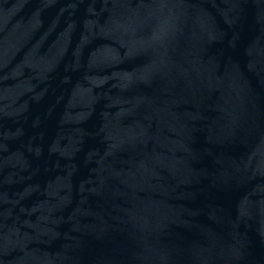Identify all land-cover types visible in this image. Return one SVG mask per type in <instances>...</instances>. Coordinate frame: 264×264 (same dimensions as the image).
I'll list each match as a JSON object with an SVG mask.
<instances>
[{
	"label": "water",
	"instance_id": "1",
	"mask_svg": "<svg viewBox=\"0 0 264 264\" xmlns=\"http://www.w3.org/2000/svg\"><path fill=\"white\" fill-rule=\"evenodd\" d=\"M0 264H264V0H0Z\"/></svg>",
	"mask_w": 264,
	"mask_h": 264
}]
</instances>
